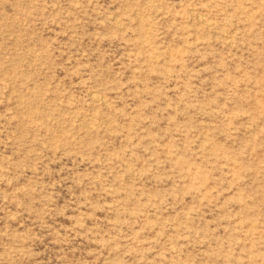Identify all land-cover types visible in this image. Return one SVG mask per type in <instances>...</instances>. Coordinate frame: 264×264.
<instances>
[{"label": "rangeland", "instance_id": "1", "mask_svg": "<svg viewBox=\"0 0 264 264\" xmlns=\"http://www.w3.org/2000/svg\"><path fill=\"white\" fill-rule=\"evenodd\" d=\"M0 264H264V0H0Z\"/></svg>", "mask_w": 264, "mask_h": 264}]
</instances>
